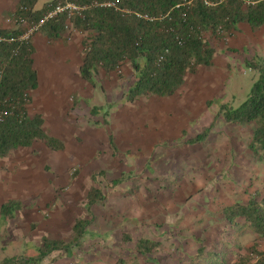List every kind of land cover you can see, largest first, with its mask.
I'll return each mask as SVG.
<instances>
[{"label": "rangeland", "instance_id": "rangeland-1", "mask_svg": "<svg viewBox=\"0 0 264 264\" xmlns=\"http://www.w3.org/2000/svg\"><path fill=\"white\" fill-rule=\"evenodd\" d=\"M70 33L66 36L75 34ZM214 45L211 65L187 75L169 98L127 102L124 86L131 73L126 66L120 74L101 73L94 87L73 71L69 92L54 85L62 98L46 117L48 122L58 113L62 117L58 126L65 149L52 152L38 142L29 150L43 167L40 172L52 180L32 188V197L24 201L30 206L0 230V261L32 255L44 237L71 240L80 219L90 221L95 236L73 248L71 256L57 251L41 264H203L211 252L227 263L253 245L264 254L263 238L243 220L230 225L220 212L236 201L246 203L249 196L264 197V164L248 149L251 127L224 123L220 114L222 106L235 109L246 100L257 77L248 64L264 59V27L251 30L241 24ZM80 51L71 58H82ZM32 106L30 100V115L36 113ZM204 133L200 143H187ZM38 171L32 175L40 178ZM93 178L105 198L89 215L85 203ZM117 179L121 183L115 186ZM140 239L160 245L150 260L136 250Z\"/></svg>", "mask_w": 264, "mask_h": 264}, {"label": "trees", "instance_id": "trees-1", "mask_svg": "<svg viewBox=\"0 0 264 264\" xmlns=\"http://www.w3.org/2000/svg\"><path fill=\"white\" fill-rule=\"evenodd\" d=\"M39 1L15 0L9 16L14 23L0 28V37L5 39L0 42V102L10 103L15 112L0 122V159L38 142L51 151L64 147L62 141L45 132L42 117L30 115L27 108L30 93L38 87V79L32 38L25 42L18 38L26 27L39 22L51 6L63 0L41 5ZM65 1L85 6L83 16L68 19L65 13L61 14L42 25L39 33L49 42L65 39L70 30L83 35L79 76L91 87L101 73L120 74L121 68L126 66L131 74L126 79L124 96L129 103L141 97L175 95L187 75L195 74L199 67L211 65L216 52L215 40L232 35L241 24L251 30L264 26V0H118V10L90 7L93 0ZM136 14L147 15L153 20L139 19ZM248 67L257 77L246 100L235 109L222 106L220 114L224 123L251 127L248 149L257 162L264 164V59L249 63ZM92 113L96 114V109ZM204 138L205 133L187 143L198 144ZM120 183L121 179L112 181L115 186ZM93 184L85 203L89 215L91 207L103 205L105 198L94 178ZM18 209V202L8 201L1 206L0 215L3 220H9ZM220 212L230 225L243 220L246 228L264 238V197L249 196L246 203L236 201ZM89 225L88 220H77L71 229V240L42 238L32 255L5 258L0 264H41L54 252L70 254L83 240L95 236L88 229ZM159 246L158 242L147 239L136 241V250L144 260H150L149 255ZM203 260V264H264V254L253 245L232 262L224 263L216 252L205 255Z\"/></svg>", "mask_w": 264, "mask_h": 264}, {"label": "crops", "instance_id": "crops-1", "mask_svg": "<svg viewBox=\"0 0 264 264\" xmlns=\"http://www.w3.org/2000/svg\"><path fill=\"white\" fill-rule=\"evenodd\" d=\"M45 2L46 0H40L39 5ZM14 6L15 0H0V9L3 14L2 18H0V28L8 27L5 25V20L6 18L9 19L10 14L14 10ZM71 33L75 34L72 35ZM71 33L69 37L65 35V39L51 42H49L42 33H37L32 38V46L34 48V69L37 73L38 87L31 92L30 100L33 105L32 108L35 107V110L33 109L34 112L36 111L35 114H40L43 119V128L45 132L49 136H53L63 143V149L55 152L63 151L66 144L63 141L65 135L63 134L62 127L60 128V126H58L62 121V117L59 118L58 113L52 118L50 117L49 122V117H46V114L48 113L47 109L53 108L56 111V103L60 102V98H62V96H56L57 92L54 90L56 88L54 85L59 84L69 92V72L73 71L79 75V68L82 61L81 57L77 60L76 58H71L73 52H79V50L82 51V36L76 32ZM55 60H57L58 63H55ZM65 81H67V83H64ZM43 111L47 112L43 114ZM55 111H53V114L56 113ZM49 123H51V125H49ZM34 145L26 149H19L7 157L0 159V208L3 204L7 203L8 199L19 203V209L13 212L12 218H15L24 207V209H26V205L30 206V204H24V201H27L32 197L30 196L32 188L34 190L36 186L43 183L49 184L52 180L49 179L48 173L47 175H43V172H40L43 167L36 163L39 162L36 159V154L29 151ZM12 157L14 161L9 164L7 160ZM6 164H8V167H5ZM36 170H39L38 172H40L42 177L39 178L37 175H32ZM9 171L11 172L9 173ZM4 195L6 196L5 198ZM33 195L35 196L36 194L33 192ZM27 196H29V198H26ZM28 210L32 211L33 209L28 208ZM7 222L8 220H3L0 215L1 231L5 229ZM0 240H3L2 237ZM26 246L28 247L29 245L26 244ZM36 247L38 248L39 246ZM72 253L73 249L70 254H65L71 256ZM68 264L71 263L68 262Z\"/></svg>", "mask_w": 264, "mask_h": 264}, {"label": "built area", "instance_id": "built-area-1", "mask_svg": "<svg viewBox=\"0 0 264 264\" xmlns=\"http://www.w3.org/2000/svg\"><path fill=\"white\" fill-rule=\"evenodd\" d=\"M118 0H93L90 7H102V8H112L114 10H118L117 7ZM207 5H209L208 2H206ZM86 10L85 6H76L72 3H69L65 0L62 2H58L57 4L51 6L43 15V17L40 19L39 22L30 25L26 27V30L23 32V34L18 38V41L25 42L29 39L33 38L35 34L39 33V29L42 25L47 23L48 21L56 18L57 16L61 14H66L67 18H73V17H82L84 11ZM136 17L139 19H143L146 21H152L153 19L148 17L147 15H141L136 14ZM7 23H14L10 18L7 19ZM22 23V22H21ZM69 32H73L70 30ZM5 39H2L0 37V42H4ZM14 108L13 105L6 104L5 102H0V122L5 120L6 118L12 116L14 114ZM264 240V238H263Z\"/></svg>", "mask_w": 264, "mask_h": 264}]
</instances>
